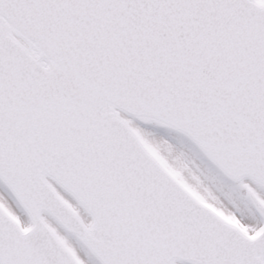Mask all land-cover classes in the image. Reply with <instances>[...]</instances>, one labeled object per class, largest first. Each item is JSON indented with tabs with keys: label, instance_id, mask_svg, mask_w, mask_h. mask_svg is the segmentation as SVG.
<instances>
[{
	"label": "snow or ice",
	"instance_id": "snow-or-ice-1",
	"mask_svg": "<svg viewBox=\"0 0 264 264\" xmlns=\"http://www.w3.org/2000/svg\"><path fill=\"white\" fill-rule=\"evenodd\" d=\"M0 264H264V0H0Z\"/></svg>",
	"mask_w": 264,
	"mask_h": 264
}]
</instances>
